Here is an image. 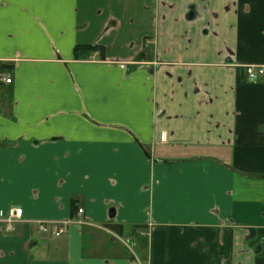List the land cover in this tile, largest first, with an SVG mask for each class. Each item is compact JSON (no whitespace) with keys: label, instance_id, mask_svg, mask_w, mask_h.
Masks as SVG:
<instances>
[{"label":"crops","instance_id":"0c3cea01","mask_svg":"<svg viewBox=\"0 0 264 264\" xmlns=\"http://www.w3.org/2000/svg\"><path fill=\"white\" fill-rule=\"evenodd\" d=\"M250 66L264 0H0V264H264Z\"/></svg>","mask_w":264,"mask_h":264},{"label":"built area","instance_id":"2783aa9c","mask_svg":"<svg viewBox=\"0 0 264 264\" xmlns=\"http://www.w3.org/2000/svg\"><path fill=\"white\" fill-rule=\"evenodd\" d=\"M247 80L250 83H256L259 79L264 78V67H255L250 66L246 68ZM6 84H10L12 82L11 79L3 80ZM84 213L83 210L79 209L77 215H82ZM23 218V210L22 209H10L7 212H0V221L7 224L12 225ZM71 222H38V228L41 234L50 236L52 238H60L66 234L67 227ZM79 224H82L80 222Z\"/></svg>","mask_w":264,"mask_h":264},{"label":"trees","instance_id":"16d2710c","mask_svg":"<svg viewBox=\"0 0 264 264\" xmlns=\"http://www.w3.org/2000/svg\"><path fill=\"white\" fill-rule=\"evenodd\" d=\"M79 52H89V53L99 52L100 55H101L103 53V49H101V48H99L97 46H85V47L78 46L75 49L76 55ZM77 213H78L77 204H75V202H73L72 203V217H74L75 214H77Z\"/></svg>","mask_w":264,"mask_h":264}]
</instances>
